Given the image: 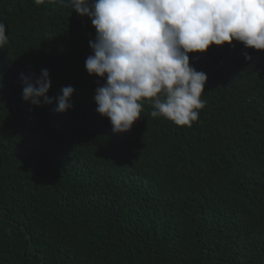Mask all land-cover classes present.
Segmentation results:
<instances>
[{
	"label": "trees",
	"instance_id": "1",
	"mask_svg": "<svg viewBox=\"0 0 264 264\" xmlns=\"http://www.w3.org/2000/svg\"><path fill=\"white\" fill-rule=\"evenodd\" d=\"M0 264H264V50L191 53L208 76L191 127L153 118L114 133L96 111L91 19L69 0H0ZM250 56L251 59H247ZM48 69L34 106L20 75Z\"/></svg>",
	"mask_w": 264,
	"mask_h": 264
},
{
	"label": "clouds",
	"instance_id": "2",
	"mask_svg": "<svg viewBox=\"0 0 264 264\" xmlns=\"http://www.w3.org/2000/svg\"><path fill=\"white\" fill-rule=\"evenodd\" d=\"M44 0H34L40 5ZM95 28L89 75L105 81L95 89L96 111L110 120L114 133L131 131L150 105L153 118L163 117L191 127L205 107L202 99L208 76L190 63L191 53L210 46L264 50V0H69ZM9 43L0 22V49ZM251 59L250 56H246ZM22 98L34 106L56 102L54 111L74 107L73 86L47 94L52 82L48 69L39 77L21 73Z\"/></svg>",
	"mask_w": 264,
	"mask_h": 264
}]
</instances>
